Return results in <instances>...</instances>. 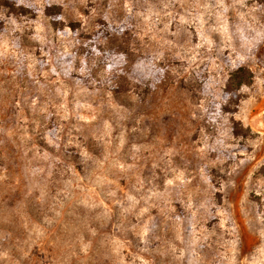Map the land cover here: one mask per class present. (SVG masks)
I'll return each mask as SVG.
<instances>
[{
    "label": "rangeland",
    "instance_id": "obj_1",
    "mask_svg": "<svg viewBox=\"0 0 264 264\" xmlns=\"http://www.w3.org/2000/svg\"><path fill=\"white\" fill-rule=\"evenodd\" d=\"M0 23V264H264V0Z\"/></svg>",
    "mask_w": 264,
    "mask_h": 264
},
{
    "label": "trees",
    "instance_id": "obj_2",
    "mask_svg": "<svg viewBox=\"0 0 264 264\" xmlns=\"http://www.w3.org/2000/svg\"><path fill=\"white\" fill-rule=\"evenodd\" d=\"M17 0H0V5L1 4H5V5H11L13 3H15ZM48 14L51 16V21L53 24H55L56 22L59 21V15H58V12H48ZM2 29V26H1V23H0V31ZM88 38H91L92 42L89 43L91 46H96L97 45V48H100L101 47V43L102 41H106V46L108 48V50H117L118 49V46H114L116 45V39H115V36L114 34L112 33H106V34H100L99 32H96L95 35H93L92 37H88ZM95 40L98 41L96 42L97 44L95 45ZM89 44H83L82 47H85V48H90L89 47ZM91 49V48H90ZM246 71H245V68H243L242 66H236L235 68H233L230 72V76L229 78H231V80H235V79H238V78H244L246 77Z\"/></svg>",
    "mask_w": 264,
    "mask_h": 264
}]
</instances>
